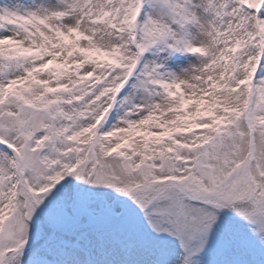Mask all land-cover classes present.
<instances>
[{
	"label": "snow or ice",
	"instance_id": "6c2138e0",
	"mask_svg": "<svg viewBox=\"0 0 264 264\" xmlns=\"http://www.w3.org/2000/svg\"><path fill=\"white\" fill-rule=\"evenodd\" d=\"M0 264H264V0H0Z\"/></svg>",
	"mask_w": 264,
	"mask_h": 264
}]
</instances>
